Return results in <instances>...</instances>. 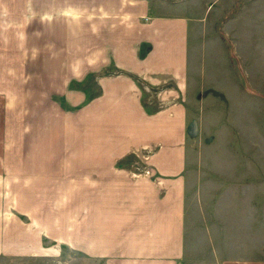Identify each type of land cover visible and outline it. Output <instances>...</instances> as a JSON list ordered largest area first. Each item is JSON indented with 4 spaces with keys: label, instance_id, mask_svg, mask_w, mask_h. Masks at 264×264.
<instances>
[{
    "label": "crops",
    "instance_id": "crops-1",
    "mask_svg": "<svg viewBox=\"0 0 264 264\" xmlns=\"http://www.w3.org/2000/svg\"><path fill=\"white\" fill-rule=\"evenodd\" d=\"M55 1L44 4L46 15L13 21L24 30L15 31L23 47L9 57L21 65L0 64V74L15 76L0 75L9 203L0 248L46 255L56 246L100 263L181 264L191 194L185 96L194 68L209 88L204 62H218L205 55L228 39L239 74L264 95V0H241L227 40L212 31L225 0ZM243 7L250 11L237 18ZM1 8L0 17L14 20ZM28 56L40 60L35 70ZM149 96L160 106H146ZM145 152H153L149 174L134 169Z\"/></svg>",
    "mask_w": 264,
    "mask_h": 264
},
{
    "label": "rangeland",
    "instance_id": "rangeland-1",
    "mask_svg": "<svg viewBox=\"0 0 264 264\" xmlns=\"http://www.w3.org/2000/svg\"><path fill=\"white\" fill-rule=\"evenodd\" d=\"M53 2L57 3L55 0H4L0 4V12L1 6L5 5L15 16L14 20L6 15L0 17L1 65H21L18 58L9 57L23 47V43L15 41V31L18 29L20 33L24 30L22 25L18 28L13 21L20 18L23 24L24 16L46 15L49 11L44 4L52 5ZM220 4L225 7L224 12L215 17L219 21L212 31L215 36L223 35L227 40L225 33L238 27L232 18L240 13L241 9L237 7L241 8L242 1L225 0ZM246 7L237 18L243 13L248 14L250 10ZM212 10L220 11L217 7ZM254 10L251 9L252 12ZM37 36L42 37L40 32ZM9 39L13 41L11 44ZM214 43L221 47L208 48L205 58L211 60L214 57L218 63L204 62L203 65L209 88L203 84L204 76L201 74L200 77L194 68V74H197L185 96L190 115L187 142L188 188L191 194L187 201L186 256L181 264H264V95L247 83L242 72L239 74L237 59L230 57L228 49L232 42L228 39V42ZM191 57L194 63L198 61L194 40ZM39 64L40 60L28 56V66L33 70ZM37 74L41 77L39 72ZM0 75L6 82L15 80L13 73ZM39 84L37 88H40ZM4 96L0 94V241L7 239L2 211L9 207L3 198L5 186L2 182L6 176L3 131L8 126ZM36 97L40 98V93ZM152 102L150 96L146 97V106H160L154 102L152 105ZM258 121L260 130L256 126ZM145 153L138 156L134 169L138 173L149 174L152 168L147 164L148 155L153 152ZM11 228L23 230L24 227L13 222ZM59 248L54 246L53 250H45L43 254L46 255L39 254L41 249H32L28 254L22 252L16 256L0 248V264H135L120 258L112 259L114 263H100L88 258L84 252L74 255L69 249Z\"/></svg>",
    "mask_w": 264,
    "mask_h": 264
}]
</instances>
